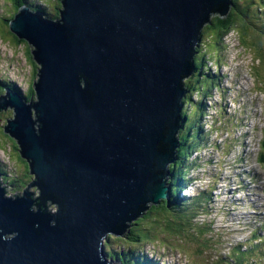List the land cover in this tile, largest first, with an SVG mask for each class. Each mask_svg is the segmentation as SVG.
Listing matches in <instances>:
<instances>
[{"label":"water","instance_id":"water-1","mask_svg":"<svg viewBox=\"0 0 264 264\" xmlns=\"http://www.w3.org/2000/svg\"><path fill=\"white\" fill-rule=\"evenodd\" d=\"M61 1L58 19L21 6L9 21L33 46L36 100L5 89L0 110L14 106L5 130L35 178L15 197L0 181V264L118 263L104 239L126 234L150 205L169 199L184 80L202 28L233 5Z\"/></svg>","mask_w":264,"mask_h":264},{"label":"rangeland","instance_id":"rangeland-1","mask_svg":"<svg viewBox=\"0 0 264 264\" xmlns=\"http://www.w3.org/2000/svg\"><path fill=\"white\" fill-rule=\"evenodd\" d=\"M16 1L0 0V84L1 81L4 85L13 83L26 99L36 100L33 82L37 76L34 77L33 69L38 64L30 55L29 44L14 37L8 27L7 19L15 12ZM30 1L46 3L47 11H55L53 0ZM236 22L235 28L226 34L221 45L215 43L210 36L211 31L201 37L210 70L223 79L219 81L209 75L207 81H215L218 87L210 89L204 99H199L196 94L191 96L193 101L202 100L206 105L203 108L206 114L201 118V134L206 135L195 141L191 150L196 145L200 148L190 152V158L186 159L190 167L187 166L183 173L191 177L190 182L193 180L197 188L208 189L214 184V200L207 207L206 214L199 211L198 217L191 222L193 212L201 209L189 200L188 196L197 197L200 190L192 187L191 183L185 194L179 196L178 193L179 199H176V202H182L183 207L190 209L183 214L187 225L179 229L167 227L162 214L156 210L141 216L142 219L135 221L131 229H148L152 235L151 239H147L149 242L133 243L126 234L121 237L109 234L111 237H105V244L116 251L141 252L157 259L159 264H225L222 262L236 251L241 250L244 256L250 250L246 264H264V194H261L264 193V36L248 24L244 28L247 35L241 29V21ZM250 28L253 31L249 32ZM252 33L257 39L260 36L263 50L254 46L257 41H252ZM1 95L5 96L6 90L0 86ZM192 106L196 112L197 105L192 103ZM187 107L193 111L191 106ZM14 113V106L10 102L0 110V165L8 179L25 174L26 179L30 180L27 160L20 155L16 139L5 130ZM31 116L37 129L33 111ZM250 175L257 177L251 179ZM7 183L5 189L11 197H14L12 193H23L26 189V184H17L18 188L10 180ZM29 190L34 197H38L39 189L33 186ZM256 197L259 198L258 208L253 207L255 201L251 202ZM168 204L172 205V200ZM173 214L177 218L178 214ZM261 238L262 242H259ZM250 256L253 259H248Z\"/></svg>","mask_w":264,"mask_h":264},{"label":"trees","instance_id":"trees-1","mask_svg":"<svg viewBox=\"0 0 264 264\" xmlns=\"http://www.w3.org/2000/svg\"><path fill=\"white\" fill-rule=\"evenodd\" d=\"M56 4L55 11L49 12L47 11V4L41 3L37 4L36 1H30V0H24L25 5L31 7V10L38 11L42 13L46 18L48 19H58L59 16V8L62 10V1L61 0H53ZM233 5L229 13L225 17H219L217 15H212L210 18V23L206 26H204L201 30V37H203L204 33H207L208 31H211L210 36L214 38L215 43L223 44L224 40L223 36L226 35L228 32H230L233 28H235L236 20L241 21L240 25L242 26L243 33H247L245 27H247V24L254 28L257 31H260V35L264 36V0H247L246 2H240L239 0H232ZM46 5V6H45ZM15 11L18 10L15 8ZM12 13L11 16L7 19L8 22L14 17V14ZM252 28L249 29V32L252 30ZM253 31V30H252ZM252 41L256 40V44L254 43V46L257 45V49H262L263 46L261 43L260 36L258 35V39L254 37V34L252 33ZM204 44L202 42V39L200 41V44L198 47L195 48L197 51L194 55V64L195 68L193 69L192 74L187 77L189 79L184 80V85L188 89V91L185 94V97L182 99L183 102V108L181 111V116L185 117V120L181 124V127L178 132V147L175 150V160L171 165L169 166L170 173L172 176L170 177V180L168 182V185L170 186L169 190V199L172 200V205L168 204L169 199L166 201H161L159 204L154 205L152 207H149L143 214L139 215L138 218H140L143 215L151 214L152 212H155L156 210L160 211L162 214L161 218L164 219L165 226L167 227H174L175 229H179L183 225L186 224V219L183 218V214L190 209H187L183 207L182 202H176L177 193H179L182 189H187L188 186H190V179L185 176L183 171L188 166V163L186 161L187 158H189V154L192 150L197 151L199 150L200 146L196 145L194 149L191 150V148L195 145V141L199 137H203L206 134H201V126L198 124H195L196 120H198L202 115V102L198 101L197 103L193 102L191 99V96L195 93L199 94L200 99H203L206 97V93L209 92L210 89H213L214 87H218V84L214 82H208L207 78H214L217 80H222L223 77H219V75L216 73H213L210 70V66L207 64L208 60H206L205 52L203 48ZM204 70L206 72H204ZM210 75V77H209ZM207 83V84H205ZM214 83V84H213ZM0 86L3 88L4 84L1 81ZM32 91V90H31ZM21 97H24L22 93H19ZM27 97V96H26ZM29 99V97H27ZM197 104L199 107L194 111V107L191 105V103ZM187 106H191L193 108V111L191 112L190 108ZM198 122V121H197ZM210 136V132L208 134ZM208 136V137H209ZM186 152L188 154H186ZM20 158V157H19ZM21 160V159H20ZM185 161V164L182 163ZM190 167V166H189ZM25 168L28 170L27 165H25ZM0 171H3L2 167L0 166ZM28 177L30 180L26 179L25 174L22 176L14 177L13 180L8 179L5 177L6 180L12 181L16 187L19 188L18 185H25L27 187V184L34 180V177L30 175V171L27 172ZM26 174V176H27ZM7 176V175H6ZM23 187V186H22ZM21 187V188H22ZM36 187V186H34ZM30 189V188H29ZM12 195H20L18 193H12ZM178 196V195H177ZM189 200H191L194 204V206H199L201 209L193 212L192 217H190V221H194V218H197L199 215V211L205 212V207L201 205V203H208L211 199V193L209 192V189H203L199 190V193L197 197L188 196ZM199 202L200 204H197ZM155 209V210H154ZM193 209V208H192ZM178 214L177 218L181 221L179 222L176 218V216L173 213ZM184 221V223H182ZM133 222L132 224H134ZM125 234V233H124ZM123 234V235H124ZM150 232L148 229L141 228L138 230H129L125 236H130L134 242L137 241H146L147 239H151L152 235L150 236ZM122 235V236H123ZM111 237V235H108ZM108 237V238H109ZM149 242V240H147ZM105 251L108 254L109 258H115L118 259V261L121 262V264H151V259L146 258L143 253L141 252H132V251H116L111 246L105 244ZM130 247V246H129ZM134 253V254H133ZM251 255V251H247L245 255L243 256V253H241V250H238L234 253L233 256H230L229 259L225 262V264H246V257ZM248 259H253V256H250ZM221 263V262H220ZM155 264V263H152Z\"/></svg>","mask_w":264,"mask_h":264},{"label":"clouds","instance_id":"clouds-1","mask_svg":"<svg viewBox=\"0 0 264 264\" xmlns=\"http://www.w3.org/2000/svg\"><path fill=\"white\" fill-rule=\"evenodd\" d=\"M21 6H27V5H25V4H22ZM20 6V7H21ZM28 7V9L31 11V12H35V11H33V10H31V7H29V6H27ZM38 12V11H37ZM17 13V12H16ZM15 13V14H16ZM14 14V15H15ZM52 20H55V19H52ZM8 27H9V22H8ZM10 30V29H9ZM10 32L14 35V37H17L11 30H10ZM18 38V37H17ZM19 39V38H18ZM23 40H25V39H23ZM26 41V40H25ZM27 42V41H26ZM28 43V42H27ZM29 44V43H28ZM29 46H30V44H29ZM30 50H31V46H30ZM30 55H31V57H32V54H31V51H30ZM34 60V59H33ZM208 65H209V61H208ZM39 68V67H38ZM37 72H38V69H37ZM37 76V75H36ZM4 83V82H3ZM214 84V83H213ZM214 88H217V87H214ZM213 88V89H214ZM3 89H8L11 93H13V94H16V93H18V96L19 97H21L20 95H19V93H21L22 91H20L19 90V88L18 87H15L14 85H13V83H12V85H4V87H3ZM187 89V88H186ZM188 90V89H187ZM196 94V96H198L199 97V94L198 93H194L193 95H195ZM2 96V95H1ZM207 96V95H206ZM22 99H25L26 101H28L29 99H26L25 98V95H24V97H21ZM199 99H200V97H199ZM204 99V98H203ZM193 102H195V103H197L198 101H193ZM192 102V103H193ZM201 102H202V100H201ZM192 103H191V105H192ZM202 104H203V106H202V113H203V115H205L206 113H204V110H203V108L206 106L205 105V103L204 102H202ZM197 105V104H196ZM197 108H198V111H199V107L197 106ZM191 109V108H190ZM193 110V109H192ZM202 115V116H203ZM202 116L198 119V120H196V122H195V124H198V125H200L201 126V128H202V122H201V118H202ZM198 121V122H197ZM209 127H210V125H209ZM202 131H203V129L201 130V133H202ZM200 138V137H199ZM198 138V139H199ZM189 158H190V154H189ZM187 163H188V161H187ZM1 166V165H0ZM188 166H189V164H188ZM2 167V166H1ZM29 168V167H28ZM3 169V168H2ZM250 177H251V179H253V178H256L257 177V175H250ZM190 180H191V177H188ZM0 181L1 182H4L7 186H8V180H6L5 179V174H4V170L3 171H0ZM193 184L192 185V187H195V189H200V190H203V189H201V188H197L195 185H194V181L192 180V182H190V184ZM215 183V182H214ZM209 189V192L211 193V196L212 195H214V191H215V187H214V184L211 186V187H209L208 188ZM187 189H182L181 190V192H183V194H181V192H180V195H184L185 193V191H186ZM6 194H7V192H6ZM18 194H20V196L22 195V193H18ZM262 195L264 194L263 192L261 193ZM38 196H40V192H39V195ZM15 197V196H14ZM236 199H238V198H236ZM259 198L258 197H256V198H254L253 200H251V202H256L255 204H253V207L254 208H258L259 206L257 205V200H258ZM211 202H212V199H210V201L208 202V203H204V207H205V212H204V214H206L207 213V207L208 206H210V204H211ZM231 203H233V202H231ZM250 213H255L254 211H251ZM109 235V234H108ZM104 241H105V239H104ZM259 242H262V238L261 239H259ZM260 244V243H259ZM104 245H105V242H104ZM250 247H252V244L250 245ZM245 248H247V246L245 245ZM258 249V248H257ZM144 255H146V254H144ZM146 258H150V257H148L147 255L145 256ZM119 262V264H121V262L120 261H118ZM155 264H159L158 263V260H157V262L155 263Z\"/></svg>","mask_w":264,"mask_h":264},{"label":"flooded vegetation","instance_id":"flooded-vegetation-1","mask_svg":"<svg viewBox=\"0 0 264 264\" xmlns=\"http://www.w3.org/2000/svg\"><path fill=\"white\" fill-rule=\"evenodd\" d=\"M16 2H17V3H16V5H15V7H16L17 10L19 9V7H20L22 4H25V3H24V0H17ZM15 12H16V11H15ZM37 69H38V67H37V66H34V69H33V75H34V77L37 75Z\"/></svg>","mask_w":264,"mask_h":264},{"label":"bare ground","instance_id":"bare-ground-1","mask_svg":"<svg viewBox=\"0 0 264 264\" xmlns=\"http://www.w3.org/2000/svg\"><path fill=\"white\" fill-rule=\"evenodd\" d=\"M221 18H222V17H221ZM225 36H226V35H224V36H223V39H222V40H224V37H225ZM16 95H18V93H16ZM215 147H216V146H215ZM30 175H31V176H33V177L35 178V176H34V174H33V173H30ZM32 187H33V186H32ZM30 188H31V187H30ZM29 191H31V190H29ZM31 192H32V191H31ZM211 199H212V200H214V197H213V195L211 196ZM216 203H218V204H219L218 200L216 201ZM219 206H220V204H219ZM7 237H9V236H7ZM149 259H151V260H152V261H151V264H152V263H156V262H157V259H155V258H153V257H151V256H150V258H149Z\"/></svg>","mask_w":264,"mask_h":264}]
</instances>
